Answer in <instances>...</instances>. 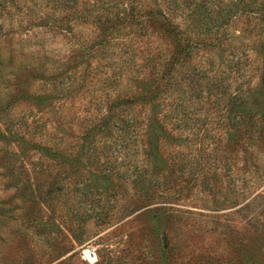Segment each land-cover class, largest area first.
<instances>
[{
    "label": "rangeland",
    "instance_id": "obj_1",
    "mask_svg": "<svg viewBox=\"0 0 264 264\" xmlns=\"http://www.w3.org/2000/svg\"><path fill=\"white\" fill-rule=\"evenodd\" d=\"M241 254L264 264V0H0V264Z\"/></svg>",
    "mask_w": 264,
    "mask_h": 264
},
{
    "label": "trees",
    "instance_id": "obj_2",
    "mask_svg": "<svg viewBox=\"0 0 264 264\" xmlns=\"http://www.w3.org/2000/svg\"><path fill=\"white\" fill-rule=\"evenodd\" d=\"M245 261H247L245 259V255L244 254L239 255V257H238V264H245Z\"/></svg>",
    "mask_w": 264,
    "mask_h": 264
},
{
    "label": "bare ground",
    "instance_id": "obj_3",
    "mask_svg": "<svg viewBox=\"0 0 264 264\" xmlns=\"http://www.w3.org/2000/svg\"><path fill=\"white\" fill-rule=\"evenodd\" d=\"M88 252V251H87Z\"/></svg>",
    "mask_w": 264,
    "mask_h": 264
}]
</instances>
